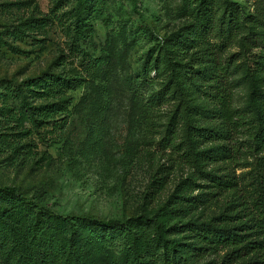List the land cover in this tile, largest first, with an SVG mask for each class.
<instances>
[{"label":"trees","instance_id":"obj_1","mask_svg":"<svg viewBox=\"0 0 264 264\" xmlns=\"http://www.w3.org/2000/svg\"><path fill=\"white\" fill-rule=\"evenodd\" d=\"M180 11L191 19L186 29L159 36L148 25L139 27L155 44L127 88L131 129L144 139L163 125L158 142L179 155L187 175L157 209L106 218L61 212L14 184H0V264H216L218 258L264 264V87L252 88L242 103L234 101L237 86L264 81V39L243 33L254 15L237 0H191ZM73 24L76 38L92 27L80 8ZM236 41L261 44L263 53L238 61L240 49L225 52ZM81 55L86 80L102 78L103 60ZM77 82L78 76L43 72L13 84L24 107L19 118H48L52 131L62 128L65 121L50 117L61 108L59 101L31 106L26 89L41 86L57 98ZM164 103L171 106L159 123ZM1 108L2 129L15 115H8L11 106ZM239 164L247 169L235 173L231 166ZM212 205L217 211L207 213ZM212 255L216 259H206Z\"/></svg>","mask_w":264,"mask_h":264},{"label":"rangeland","instance_id":"obj_2","mask_svg":"<svg viewBox=\"0 0 264 264\" xmlns=\"http://www.w3.org/2000/svg\"><path fill=\"white\" fill-rule=\"evenodd\" d=\"M189 1L0 0V82L4 81L0 83V106H11L8 115H15L0 128L4 139L0 143V184H14L61 212L106 218L157 209L189 168L176 152L158 142L163 125H156L144 139L131 129L128 77L155 44L139 27L148 25L159 36L186 29L191 19L183 17L180 9ZM237 1L254 15L245 21L243 33L264 39V0ZM79 8L92 27L84 37L76 38L72 26ZM245 45L236 41L225 52L240 49L238 61L249 62L263 53L261 44ZM81 54L103 60L102 78L86 80ZM43 72L79 77L74 88L57 98L41 91V86L26 89V102L31 106L59 101L61 108L50 117L65 124L55 131L48 118L37 123L19 118L24 107L13 91V84ZM154 75L155 70H150L149 76ZM256 87L262 89L264 81L237 86L234 101L242 103ZM170 106L160 105L156 121H164ZM5 112L1 108V119ZM231 168L235 173L247 169L240 164ZM205 211L217 209L212 205ZM219 260L213 261L226 264Z\"/></svg>","mask_w":264,"mask_h":264}]
</instances>
